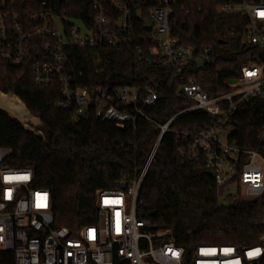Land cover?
<instances>
[{
    "label": "built area",
    "instance_id": "obj_1",
    "mask_svg": "<svg viewBox=\"0 0 264 264\" xmlns=\"http://www.w3.org/2000/svg\"><path fill=\"white\" fill-rule=\"evenodd\" d=\"M176 1L93 0L86 7L92 13L86 23L61 17L54 0H0V58L13 66L30 63L38 86L56 84L58 110L72 109L77 117L93 109L119 127H134L142 118L159 129L140 173L130 184L121 181L98 190L97 222L77 235L55 226L50 191L33 186L30 168L4 165L11 149L0 147V264H264V232L256 244L243 248L198 245L187 250L170 230L153 231L150 221L136 214L142 181L163 136L177 117L194 111L211 121L183 134L180 164L209 169L218 189H224L223 200L264 199V126L256 147L244 148L233 137L232 120L244 103L264 98V0H226L218 8L244 19L242 42L254 51L239 75L223 80V91L211 96L196 74L216 64L217 52L212 46L186 45L173 33ZM75 47L90 50L97 75L105 71L100 49L134 47L141 65L167 67L180 78L175 97L191 105L161 124L147 113L159 100L152 87L142 91L109 77L81 85L83 73L68 54ZM231 187L242 190V196L232 194Z\"/></svg>",
    "mask_w": 264,
    "mask_h": 264
},
{
    "label": "trees",
    "instance_id": "obj_2",
    "mask_svg": "<svg viewBox=\"0 0 264 264\" xmlns=\"http://www.w3.org/2000/svg\"><path fill=\"white\" fill-rule=\"evenodd\" d=\"M92 2L54 0L61 17L86 23L92 18L86 7ZM224 2L177 0L174 7L173 33L186 45L212 46L217 52L216 64L196 74L210 96L223 91V80L239 75L254 51L242 42L244 19L218 12ZM231 31L235 33L231 35ZM100 53L105 71L97 75L88 48L68 50L71 61L83 73L81 85L109 77L142 91L152 87L159 100L147 113L161 124L191 105L175 97L180 78L167 67L141 65L134 47L102 48ZM0 90L15 92L44 124L43 135L37 136L0 112V147L11 149L3 164L30 168L33 186L50 191L56 227H67L71 235H77L83 227L94 226L96 192L115 188L121 181L130 184L145 165L159 129L142 118L134 127H119L98 118L93 109L77 117L72 109L58 110L60 89L56 84L36 85L30 63L13 66L0 58ZM232 120L237 144L255 148L264 126V98L244 103ZM210 121L202 111L173 121L142 181L136 214L149 220L153 231L170 230L176 244L187 250L198 245L247 247L256 244L264 232V199L223 200L224 189H218L209 169L180 164L183 134Z\"/></svg>",
    "mask_w": 264,
    "mask_h": 264
},
{
    "label": "water",
    "instance_id": "obj_3",
    "mask_svg": "<svg viewBox=\"0 0 264 264\" xmlns=\"http://www.w3.org/2000/svg\"><path fill=\"white\" fill-rule=\"evenodd\" d=\"M147 28L149 29L150 26ZM0 112L21 124L31 134L43 135L42 127L44 124L41 117L33 114L15 92L5 93L0 90Z\"/></svg>",
    "mask_w": 264,
    "mask_h": 264
},
{
    "label": "rangeland",
    "instance_id": "obj_4",
    "mask_svg": "<svg viewBox=\"0 0 264 264\" xmlns=\"http://www.w3.org/2000/svg\"><path fill=\"white\" fill-rule=\"evenodd\" d=\"M229 191H230L232 194L237 195V196H239V197L242 196V193H243L242 190H240L239 192H237V190H236L235 187H231V188H229Z\"/></svg>",
    "mask_w": 264,
    "mask_h": 264
},
{
    "label": "snow or ice",
    "instance_id": "obj_5",
    "mask_svg": "<svg viewBox=\"0 0 264 264\" xmlns=\"http://www.w3.org/2000/svg\"><path fill=\"white\" fill-rule=\"evenodd\" d=\"M256 254H258L257 252H254V253H251L250 255H256Z\"/></svg>",
    "mask_w": 264,
    "mask_h": 264
}]
</instances>
